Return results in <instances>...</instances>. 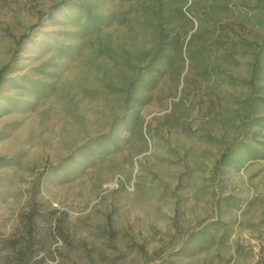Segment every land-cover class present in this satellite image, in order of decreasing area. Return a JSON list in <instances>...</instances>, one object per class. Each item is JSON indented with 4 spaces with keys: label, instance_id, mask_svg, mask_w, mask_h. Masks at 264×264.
<instances>
[{
    "label": "rangeland",
    "instance_id": "374dc122",
    "mask_svg": "<svg viewBox=\"0 0 264 264\" xmlns=\"http://www.w3.org/2000/svg\"><path fill=\"white\" fill-rule=\"evenodd\" d=\"M0 70V264H264V0H0Z\"/></svg>",
    "mask_w": 264,
    "mask_h": 264
},
{
    "label": "trees",
    "instance_id": "16d2710c",
    "mask_svg": "<svg viewBox=\"0 0 264 264\" xmlns=\"http://www.w3.org/2000/svg\"><path fill=\"white\" fill-rule=\"evenodd\" d=\"M1 73H2V70H0V75H1ZM30 221H31V216H30ZM24 252H23V250H22V247L21 248H19V254H23ZM262 263V262H261Z\"/></svg>",
    "mask_w": 264,
    "mask_h": 264
}]
</instances>
